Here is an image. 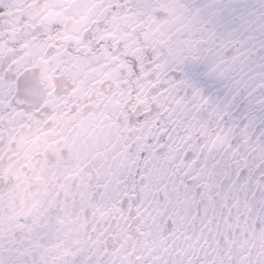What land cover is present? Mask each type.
Wrapping results in <instances>:
<instances>
[{"label":"snow or ice","instance_id":"snow-or-ice-1","mask_svg":"<svg viewBox=\"0 0 264 264\" xmlns=\"http://www.w3.org/2000/svg\"><path fill=\"white\" fill-rule=\"evenodd\" d=\"M0 264H264V0H0Z\"/></svg>","mask_w":264,"mask_h":264}]
</instances>
